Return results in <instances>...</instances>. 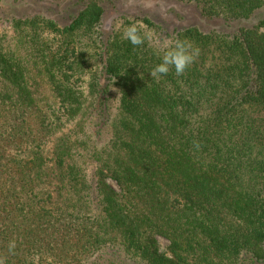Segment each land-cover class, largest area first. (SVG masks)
<instances>
[{"label":"trees","instance_id":"obj_1","mask_svg":"<svg viewBox=\"0 0 264 264\" xmlns=\"http://www.w3.org/2000/svg\"><path fill=\"white\" fill-rule=\"evenodd\" d=\"M170 3L0 0L4 264H264V0Z\"/></svg>","mask_w":264,"mask_h":264},{"label":"clouds","instance_id":"obj_2","mask_svg":"<svg viewBox=\"0 0 264 264\" xmlns=\"http://www.w3.org/2000/svg\"><path fill=\"white\" fill-rule=\"evenodd\" d=\"M141 26L139 21L125 24L123 20H118L114 30L120 32L121 39L129 41L133 46H141L145 42V36H142L139 31ZM198 55L199 49L193 44L176 38L164 45L160 62L150 71V75L151 77L159 78L162 75H166L170 69H174L177 76L182 75ZM15 247V240L9 241L8 251L10 253L14 251ZM0 264H4L3 258H0Z\"/></svg>","mask_w":264,"mask_h":264},{"label":"rangeland","instance_id":"obj_3","mask_svg":"<svg viewBox=\"0 0 264 264\" xmlns=\"http://www.w3.org/2000/svg\"><path fill=\"white\" fill-rule=\"evenodd\" d=\"M43 4L40 6L44 8L49 0H39ZM46 3V4H45ZM169 0H114V8L107 5L104 23L107 27L108 24H116L120 20L123 13L125 14H138L148 13L153 16H166L164 13L172 6ZM3 29V23L0 20V32ZM161 250L164 251L167 246V241L159 239Z\"/></svg>","mask_w":264,"mask_h":264}]
</instances>
